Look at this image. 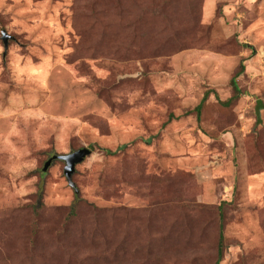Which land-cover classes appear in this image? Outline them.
<instances>
[{
  "label": "rangeland",
  "instance_id": "1",
  "mask_svg": "<svg viewBox=\"0 0 264 264\" xmlns=\"http://www.w3.org/2000/svg\"><path fill=\"white\" fill-rule=\"evenodd\" d=\"M221 215L264 264V0H0V264H215Z\"/></svg>",
  "mask_w": 264,
  "mask_h": 264
},
{
  "label": "trees",
  "instance_id": "2",
  "mask_svg": "<svg viewBox=\"0 0 264 264\" xmlns=\"http://www.w3.org/2000/svg\"><path fill=\"white\" fill-rule=\"evenodd\" d=\"M116 1H118V3H120L121 0H116ZM155 4H156V0H150V7L155 6ZM121 8L123 10L119 9V13L117 15L120 17V19L122 21H126L128 18H130L129 17L130 15H124V12L126 10L124 9L123 6ZM138 9H141V8L138 7L137 10ZM136 18H143L144 19V16L142 14H137L134 18L131 19V21L135 22ZM166 37L167 36H165L163 39H161V37L158 36V37H156V39H154L155 38V36H154L152 39L151 35L148 34L147 32L136 29L133 32L132 43L129 44V47L136 49V42H137L136 40L137 39H143L145 43H147L151 40H157V42H158L157 46L159 47L162 44H164L163 41L169 43V39H167L168 37L167 38ZM241 66L242 67L244 66V62L241 63ZM231 85H232V87L236 93L240 92L239 86H238L235 78L232 79ZM205 100H206V97L203 99L202 103L197 107V113L198 114L201 112L202 104L204 103ZM70 215L71 216L75 215V207L71 208ZM190 223L191 222H186V226L191 225ZM203 226H204V224H202V226H200V227H203ZM201 231H203V229ZM217 235H218L217 236V238H218L217 248H216L215 254H214V256H217V261L215 264H219L223 260L224 252H225L224 250L227 248L226 243H225V238H224V218H223V215H221V217H220ZM174 254L176 257H180V258L183 256H186V254H187L189 258H192V263L195 264L196 261L199 260L201 257L206 256L209 258V256L211 255V252L205 251V250H203V251H192V250L191 251H183V250H180V251H176ZM161 259H162V256H160V255H150L149 256V260H161Z\"/></svg>",
  "mask_w": 264,
  "mask_h": 264
},
{
  "label": "water",
  "instance_id": "3",
  "mask_svg": "<svg viewBox=\"0 0 264 264\" xmlns=\"http://www.w3.org/2000/svg\"><path fill=\"white\" fill-rule=\"evenodd\" d=\"M3 40H4L5 50H7V48H8V37H7L5 32H3ZM90 154H91V151L84 148V149H80L79 151H76L70 155L55 156V157H53V159H51L49 162L46 163V165L44 167V172L47 171L52 160L59 159V160L64 161L66 164L65 169H64V174H65V177L67 179V183L78 194V190L76 188L75 183L72 180V177L76 171V166L78 164H81L85 160V158L87 156H89Z\"/></svg>",
  "mask_w": 264,
  "mask_h": 264
}]
</instances>
